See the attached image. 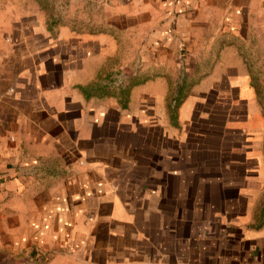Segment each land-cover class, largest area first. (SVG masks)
<instances>
[{
	"label": "crops",
	"instance_id": "0c3cea01",
	"mask_svg": "<svg viewBox=\"0 0 264 264\" xmlns=\"http://www.w3.org/2000/svg\"><path fill=\"white\" fill-rule=\"evenodd\" d=\"M0 264H264V0H0Z\"/></svg>",
	"mask_w": 264,
	"mask_h": 264
},
{
	"label": "rangeland",
	"instance_id": "374dc122",
	"mask_svg": "<svg viewBox=\"0 0 264 264\" xmlns=\"http://www.w3.org/2000/svg\"><path fill=\"white\" fill-rule=\"evenodd\" d=\"M203 207H205V205H203ZM228 207L229 208L231 207V209L233 208L235 211L236 210H240L243 207V201H241V200H233V201L230 202V204H228ZM247 219H248V217L246 216L242 220L245 221ZM241 222L242 221L236 222L235 225H240Z\"/></svg>",
	"mask_w": 264,
	"mask_h": 264
}]
</instances>
